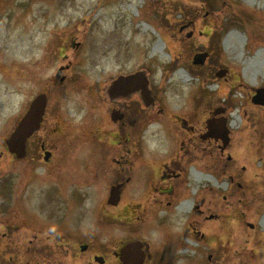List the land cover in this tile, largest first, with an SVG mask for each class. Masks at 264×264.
<instances>
[{
    "label": "rangeland",
    "instance_id": "374dc122",
    "mask_svg": "<svg viewBox=\"0 0 264 264\" xmlns=\"http://www.w3.org/2000/svg\"><path fill=\"white\" fill-rule=\"evenodd\" d=\"M250 1L0 0V264H97L93 255L113 260L128 239L147 242L156 264H264V104L252 102L264 89V0ZM230 33L240 39L226 48ZM136 72L150 81V114L102 94ZM40 93L43 132L12 158L5 140ZM211 116L226 119L227 145L202 138ZM41 139L53 164L35 156ZM194 166L210 180L196 181ZM181 191L196 192L187 211ZM120 210L122 227L109 217ZM187 239L190 256L180 254Z\"/></svg>",
    "mask_w": 264,
    "mask_h": 264
},
{
    "label": "flooded vegetation",
    "instance_id": "af4514ba",
    "mask_svg": "<svg viewBox=\"0 0 264 264\" xmlns=\"http://www.w3.org/2000/svg\"><path fill=\"white\" fill-rule=\"evenodd\" d=\"M136 73H138V72H136ZM133 74H135V73H133ZM133 74H118L117 75V77L114 79V80H112V81H110V82H108L107 84H106V88L105 89H102V93H103V95H106V96H108V94L110 93V91L112 90V89H114V88H116L118 91V95L116 96V98H117V100H118V102L120 101V107L121 108H125V105H124V103L125 104H127V103H129V104H134L135 105V107L137 108V111H138V113L140 112V114H144L145 112H147L148 114H150V81H149V79L147 78V76H145V78L141 75V76H138L137 77V79H136V83H129V80H126L125 78L126 77H129V76H131V75H133ZM63 79V78H62ZM120 80V81H122V84H116V85H114L113 83H114V81H116V80ZM133 81V80H132ZM124 82H127V83H125V85H124ZM141 82H144V84H145V88L143 87L142 88V90L144 91L145 89H146V91H147V101H146V103L144 104L143 102H142V99H141V97H140V95L142 94V90L141 89H139V84L141 83ZM104 90L106 91V94L104 93ZM109 91V92H108ZM40 94H43V93H40ZM45 94V93H44ZM122 94H125L124 96L122 95ZM47 96V95H46ZM151 97H152V99L154 100V98H153V96L151 95ZM48 98V97H47ZM109 98V96L106 98V99H108ZM34 99V98H33ZM32 99V100H33ZM110 100V99H109ZM32 102V101H31ZM31 102H30V104H31ZM47 103H48V99H47ZM30 104L27 106V108L25 109V111H24V113H23V115H25L26 114V112L28 111V109H29V107H30ZM154 104V103H153ZM137 105H139V107L137 106ZM131 106V105H130ZM48 104L46 105V110H45V114H44V116H43V120H42V122H41V125H40V128L36 131V132H34L33 133V135L30 137V138H28L27 140H26V144H25V151H26V153H25V157L29 154V152L31 151V140H33L35 137L34 136H36L38 133H40V132H43L42 130H43V128H44V123H45V116H46V114H47V111H48ZM140 108H141V110H140ZM133 109H134V106H133ZM120 111V110H119ZM119 118H122L123 116H124V114L122 113V112H120L119 114ZM211 117H213V116H211ZM113 121V120H112ZM189 129H191V128H189ZM206 134L207 133H205L203 136H202V138H207L208 136H206ZM42 138H45L44 136L42 137ZM209 138H211V137H209ZM214 138V137H213ZM215 139V138H214ZM215 140H218V139H215ZM217 142V141H216ZM54 146H52V145H49L48 146V143H46V141L44 140V139H41L40 140V142H39V144H38V150L36 151V154H35V156H37V160H38V162H40V163H42V164H53V162H54V159H55V157H54V151H53V148ZM9 153V152H8ZM9 155L12 157V158H15V159H17L15 156H14V154H11V153H9ZM46 155H48V158H46L47 156ZM31 158H33V157H31ZM165 165V164H164ZM166 176V175H165ZM160 178H161V174H160ZM130 181V178L129 177H126L125 179H124V182H116V184H114V185H116V186H120V194H123V192L125 191V186L127 185V183ZM181 195H182V192L180 193V195H178V198H179V202H180V200H181ZM191 199H194V200H191L192 201V204H191V207H193V205L195 206L196 204H195V198H191ZM119 200H120V198H119ZM119 200H118V202H117V204H110V203H108L109 204V206H111V207H117L118 205H119ZM169 204H170V202H167L166 203V205H168L169 206ZM179 204V203H178ZM133 207H135V206H133ZM133 207H131V208H133ZM190 207V208H191ZM161 209H163V210H165V211H171L170 209H168V208H166V206H165V208H161ZM124 210V209H123ZM122 210V211H123ZM128 210V209H127ZM172 210H175V209H172ZM121 211V210H120ZM118 212L117 213V215L115 216V215H112V216H109V217H112V219H110L111 220V222H116L117 224H118V227H122L124 224H126V225H128L130 222H128L125 218H124V216L122 215L123 214V212ZM125 215V214H124ZM105 218V217H104ZM99 220H100V218L98 217V222H99ZM117 224H116V226H117ZM167 229V228H166ZM173 231H175V230H173ZM195 231V230H194ZM181 231L179 230L177 233H180ZM185 234H187V231H186V233ZM193 240H197V238H198V235H197V238H195L194 237V232H193ZM190 238V237H189ZM67 240H69V239H67ZM131 241L129 242V239L128 240H119V246L117 247V250L115 251V252H113V260H112V256L110 257V258H107V257H105L103 254H95V255H93V257H92V260H93V262H95V263H97V264H123V262H122V259H121V251H122V249L126 246V245H128V244H130V243H132V242H141L142 244V247H141V251L143 252V255H144V257H143V259H142V263L141 264H156V259H155V251H154V256H153V251H152V259H153V261H152V259H150V256H151V254H150V249H149V244L147 243V242H145V241H142V240H135V239H130ZM66 241V240H65ZM187 241H190L189 239H187L186 241H185V243H187ZM64 242V241H63ZM191 243L193 242V241H190ZM194 244V243H193ZM217 244H213V245H210V247H209V249H214V246H216ZM82 246H86V249L85 250H81V247ZM87 244H82V245H80L79 246V249H80V251L81 252H85L86 250H87ZM193 246H195V244L194 245H187V244H185V246H183V248H181V250H180V252L181 251H183V250H185L186 252L185 253H183L182 255H188V256H190V255H192L193 254V252L191 253V254H189V249L191 248V247H193ZM209 249H205V251H204V255L205 256H207L208 257V260H210L211 259V256L213 255L212 253H211V251L209 250ZM200 251H202V249H199ZM200 254V253H199ZM201 254H202V252H201ZM255 254H256V252H255ZM257 254H258V252H257ZM214 256V255H213ZM97 258H100L101 260H102V263H100V262H98V261H96V259ZM89 263H92V261H90ZM197 264H202V260H200L199 259V261H198V263Z\"/></svg>",
    "mask_w": 264,
    "mask_h": 264
},
{
    "label": "water",
    "instance_id": "95a60500",
    "mask_svg": "<svg viewBox=\"0 0 264 264\" xmlns=\"http://www.w3.org/2000/svg\"><path fill=\"white\" fill-rule=\"evenodd\" d=\"M191 34H189L187 37H189ZM208 57L207 52H199L193 55L192 57V64L194 65H203L205 63L206 58ZM226 71L220 70L217 72V76L222 77ZM140 72L135 73L129 77H126V80H129V83H136V79L138 76H141ZM133 80V81H132ZM127 82H124V85ZM116 84H122V81L116 80L113 83ZM146 84V83H145ZM144 84V86H145ZM143 82L139 84V89L142 90ZM118 95V92L112 93V96ZM123 96L125 94H122ZM142 102L145 104L147 101V91L146 89L143 91L140 95ZM252 102L254 104H264V89L259 88L255 90V95L252 98ZM47 104V97L45 94H39L36 96L33 101L30 104V107L26 114L20 119L19 123L13 130V132L10 134V136L5 140V145L7 147V150L9 153L14 154L17 159H22L25 156V144L26 140L30 138L34 132H36L40 128V124L43 119V115L45 112ZM153 104V99L150 96V106ZM222 109H216L214 111V114L221 113ZM112 118L115 120L118 118V115H115V113H112ZM208 132L206 136L208 137H214L216 139H221L223 142V145H227L229 142L228 137V129L226 128V119L223 117H213L206 121ZM48 158V155H46ZM120 186H112L110 188V194L108 198V202L111 204H117L119 197H120ZM141 242H132L128 245H126L122 251H121V259L123 264H141L142 259L144 257L143 252L141 251ZM86 246H82L81 250H85ZM98 262L102 263V260L100 258L96 259Z\"/></svg>",
    "mask_w": 264,
    "mask_h": 264
},
{
    "label": "bare ground",
    "instance_id": "6f19581e",
    "mask_svg": "<svg viewBox=\"0 0 264 264\" xmlns=\"http://www.w3.org/2000/svg\"><path fill=\"white\" fill-rule=\"evenodd\" d=\"M250 1V0H249ZM250 2H253V0H251ZM251 4H253V3H251ZM147 29V24L146 25H144V27H143V30H146ZM231 36H233V39H240V36H238V35H235L234 33H230L229 35H227V37H226V39H225V46H226V48H230V45H229V43H230V38H231ZM160 47H161V45H160V42H158L155 46H154V50H158V49H160ZM264 64V63H263ZM250 67V66H249ZM249 67H248V69H249ZM110 70V68L109 69H107V70H104V72H102V75H104V74H106L108 71ZM183 74H185V72L183 73ZM236 113L235 114H233V116H234V120H232V122H231V127L232 126H234V128H237V124H238V121H237V119H236ZM151 130H152V128H150ZM152 132V131H151ZM155 134H157L158 135V138H159V140H158V142L159 143H161L162 145H164V146H166V145H168V140L167 139H165V138H167V136H166V134L165 133H155ZM141 159V158H140ZM148 161H150V163H152L153 162V159L152 160H150V158H146V159H141V160H139L138 161V164H140V162H148ZM244 168H245V166H243ZM191 173L194 175V177H195V180L196 181H199V180H202V179H204V180H210V178L208 177H204L202 174H200L197 170H196V167L194 166V167H192L191 168ZM251 174L253 175V178H252V180H254V181H256L257 180V171H255L252 167H251ZM182 192V191H181ZM189 194L190 193H188L187 191L186 192H182V195H181V200H180V202H179V204H178V206H177V208H178V210L179 211H187V210H189L190 209V207H191V204H192V201H191V199H189ZM195 194H196V192H192V196L195 198ZM191 198V197H190ZM264 219V218H263ZM233 222V221H232ZM197 231L198 230H196L195 229V231H194V237L195 238H197V235H198V233H197ZM211 236V235H210ZM185 244H187V245H194L193 243H191L190 241H187V243H185ZM186 251L185 250H183V251H181L180 252V254H183V253H185Z\"/></svg>",
    "mask_w": 264,
    "mask_h": 264
}]
</instances>
